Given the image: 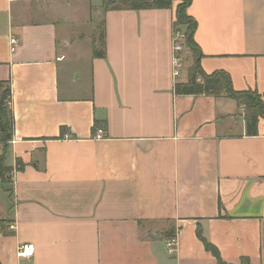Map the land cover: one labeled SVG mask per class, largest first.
Listing matches in <instances>:
<instances>
[{
	"label": "crops",
	"instance_id": "0c3cea01",
	"mask_svg": "<svg viewBox=\"0 0 264 264\" xmlns=\"http://www.w3.org/2000/svg\"><path fill=\"white\" fill-rule=\"evenodd\" d=\"M101 1L0 0V82L15 118L0 264H218L198 228L225 263L264 264V119L249 136L234 100L175 95L176 2ZM97 13L106 58L72 32ZM187 14L203 71L264 94V0H192ZM26 243L35 254L21 259Z\"/></svg>",
	"mask_w": 264,
	"mask_h": 264
},
{
	"label": "trees",
	"instance_id": "16d2710c",
	"mask_svg": "<svg viewBox=\"0 0 264 264\" xmlns=\"http://www.w3.org/2000/svg\"><path fill=\"white\" fill-rule=\"evenodd\" d=\"M178 0H114L108 5L113 10H162L170 9L174 2ZM184 4L176 7V20L174 33L181 30L185 31V43L188 48V55L191 60V66L187 69V78L185 82L178 81L174 87V93L177 96H206V97H227L234 100L239 107H244L245 119L247 126V134L256 136L258 134V122L264 119V103L260 101L261 94L257 91L237 92L234 90L230 75L225 71H216L207 74L200 65L202 53L194 40V34L197 29L196 22L187 14L192 0H183ZM182 2V1H181ZM99 39L93 38V55L95 58H106V30L105 23L102 21L100 27ZM100 43V49L97 44ZM12 91L10 81L0 82V179L3 184H7L6 176L12 170L6 166V159L9 150V144L14 138L15 118L11 108ZM96 128V127H95ZM67 132L66 128L61 129L59 139L64 137ZM95 132V129H94ZM17 167H22L21 161H17ZM3 228H0V235ZM173 232H170L166 239L175 238ZM197 236L203 243L205 250L213 255L218 264L225 263L220 256L219 251L210 244L202 234V230L198 228ZM242 264H248V260L243 259Z\"/></svg>",
	"mask_w": 264,
	"mask_h": 264
},
{
	"label": "built area",
	"instance_id": "2783aa9c",
	"mask_svg": "<svg viewBox=\"0 0 264 264\" xmlns=\"http://www.w3.org/2000/svg\"><path fill=\"white\" fill-rule=\"evenodd\" d=\"M185 32L178 30L173 34V45H172V73L175 81H180L181 78L187 74L185 70V59L188 55V48L185 43ZM18 40L12 38L10 41L11 51L15 52ZM96 140L105 139V134L103 129L99 128L95 134ZM166 249L169 255H173L177 245V238L168 239L165 242ZM35 254V246L30 243L21 245L18 248V257L21 259H30Z\"/></svg>",
	"mask_w": 264,
	"mask_h": 264
},
{
	"label": "rangeland",
	"instance_id": "374dc122",
	"mask_svg": "<svg viewBox=\"0 0 264 264\" xmlns=\"http://www.w3.org/2000/svg\"><path fill=\"white\" fill-rule=\"evenodd\" d=\"M102 1H101V3H103ZM106 1H109L107 5H109L112 2L111 0H105V3H104L105 5H106ZM97 2L99 3L100 0H97ZM176 3H177V6H178V5L184 4V1L183 0H178V1H176ZM93 4L96 5V0H93ZM101 17L102 16L100 14H98L95 17H93V20H92L91 24H89L90 25L89 27L87 26V27H84V28H81V27L80 28H75L72 31V32H74L75 37H78L79 38L80 36H82L83 40H86V43H88V46H82L83 47V51L86 54H88L90 52V50H89L90 45H92L91 52L93 51V44H94L93 38L96 37V40L99 39V33H100V29H101L100 27L102 26V19H101ZM97 48L98 49L101 48L100 47V43L97 44ZM189 59L190 58L187 56V58L185 59V65L188 64V62H190ZM72 60H74V57H72ZM187 69H188V66L186 65L185 70H187ZM186 78H187V74H185L181 78L180 81L186 80ZM260 101L262 103H264V94H261ZM9 169H11V168H9ZM11 173H12V171L9 172V174H7V176H6V180H5L7 182L6 188H9L8 186L10 184V180L12 179Z\"/></svg>",
	"mask_w": 264,
	"mask_h": 264
},
{
	"label": "water",
	"instance_id": "95a60500",
	"mask_svg": "<svg viewBox=\"0 0 264 264\" xmlns=\"http://www.w3.org/2000/svg\"><path fill=\"white\" fill-rule=\"evenodd\" d=\"M111 1H114V0H111ZM109 1H106V5L108 4Z\"/></svg>",
	"mask_w": 264,
	"mask_h": 264
}]
</instances>
